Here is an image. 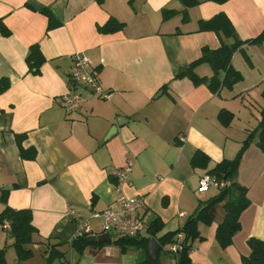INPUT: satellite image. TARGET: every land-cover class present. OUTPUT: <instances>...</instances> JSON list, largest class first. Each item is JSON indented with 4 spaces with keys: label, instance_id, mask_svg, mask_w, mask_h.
<instances>
[{
    "label": "crops",
    "instance_id": "0c3cea01",
    "mask_svg": "<svg viewBox=\"0 0 264 264\" xmlns=\"http://www.w3.org/2000/svg\"><path fill=\"white\" fill-rule=\"evenodd\" d=\"M42 7L60 24L49 28ZM165 10L175 13L164 19ZM220 12L242 40L264 30V0H200L193 7L180 0H0V78L10 82L0 92V213L6 204L32 212L33 256L24 264H49L50 253L55 261L69 254L66 264H152L148 240L146 249L126 251L116 240L88 242L82 253L72 247L77 225L68 209L90 214L113 204L119 196L113 172L129 160L133 168L123 193L143 197L148 220L164 222L147 239L177 231L220 193L198 192L200 177L236 157L264 110V44L235 52L232 65L243 78L231 88L177 77L204 46H220L216 32L199 28ZM110 20L123 26L102 30ZM33 45L45 58L39 73L26 60ZM76 52L90 59L102 88L113 95L102 99L85 90L84 108L67 113L62 96ZM195 72L214 73L209 63ZM253 136L235 178L250 200L241 229L221 247L216 233L226 199L216 203L212 222L198 224L203 238L192 242L191 264H242L248 239L264 240V151L259 133ZM92 225L100 230L99 220ZM8 229L0 223V250L14 264L19 257ZM157 264H182L181 256L162 249Z\"/></svg>",
    "mask_w": 264,
    "mask_h": 264
},
{
    "label": "trees",
    "instance_id": "16d2710c",
    "mask_svg": "<svg viewBox=\"0 0 264 264\" xmlns=\"http://www.w3.org/2000/svg\"><path fill=\"white\" fill-rule=\"evenodd\" d=\"M185 7H193L200 3V0H180ZM218 3H224L227 0H212ZM49 18L48 27L52 28L60 24V21L55 18L49 8L42 7L40 9ZM175 10H165L164 19L169 18ZM123 24L115 20H110L103 27L102 30L115 31L121 28ZM200 30H210L217 33L220 39V46L215 49H211L204 46L202 49L201 56L191 62L189 66L182 72L177 74V77H189L195 83L208 82L209 85L218 90L221 87L231 88L236 82L240 81L243 76L242 74L233 67L232 58L235 52L244 51L245 45L250 44H264V30L261 34L254 38L242 40L239 38L236 29L224 13L220 12L208 20H201L199 23ZM2 32L8 35L10 31L7 27L1 25ZM27 63L30 71L39 73L40 67L45 61L44 55L40 50L39 46L33 45L28 54ZM247 60H250L247 56ZM209 63L213 69V76L200 77L196 72L195 68L202 64ZM9 80L7 77L0 78V92L5 91L9 87ZM263 118L257 128L250 133L248 139L245 141L241 149L239 150L236 157L232 160H223L218 163L211 171V174L221 176L223 178L233 179V184L230 188L222 190L219 194L212 197L204 205H202L195 216L189 217L184 225L177 231L169 232L159 238L160 244L163 249L166 245L176 242V236L178 233H184L185 238L181 242L183 249L178 253L181 256L182 264H191L189 259V252L192 250V242L196 239H202L198 224L203 221L206 224L212 222V207L219 202L226 199L224 207L226 215L224 220L219 224L217 228L216 238L221 245L225 248L233 243V237L241 229L240 216L241 213L248 207L250 200L247 197V189L240 186L235 178L238 173L239 165L241 163L242 156L245 150L250 145L253 135L258 132V146L264 151V110L262 112ZM22 155L24 157H32L26 155L24 149L21 148ZM5 202V200L3 199ZM6 204V202H5ZM0 223L5 225L9 223V233L14 238V247L18 253L19 261L14 264H24L23 261L33 256V250L29 247L33 242V234L35 233V226L32 223V212L30 209H14L6 204L4 210L0 213ZM164 227V222L159 218L153 219L149 223L148 233L151 236H156ZM88 237H77L72 243V247L77 252L82 253L86 247L89 246ZM147 238L142 237H122L116 240L114 243L118 245L122 251L133 248H147ZM94 245L102 246V243H96ZM248 245L250 247V253L242 256V264H264V240L256 237L248 239ZM168 251V250H167ZM64 254H58V257H63ZM48 263L53 264L55 257L48 256ZM0 264H10L5 258V250H0Z\"/></svg>",
    "mask_w": 264,
    "mask_h": 264
},
{
    "label": "built area",
    "instance_id": "2783aa9c",
    "mask_svg": "<svg viewBox=\"0 0 264 264\" xmlns=\"http://www.w3.org/2000/svg\"><path fill=\"white\" fill-rule=\"evenodd\" d=\"M90 91L102 99H111L113 92L105 91L99 81L96 69L91 66L90 59L82 52L72 55V63L69 69V91L62 96V105L67 113L76 112L84 108L87 96L84 91ZM133 168V160L121 168L114 170L113 176L118 198L113 204L103 210H92L90 214H84L70 207L68 209L77 225V237H97L101 234H108L111 240H118L122 237H144L148 233L150 221L143 213L145 206L143 197L129 196L123 193V186L129 181V175ZM233 180L223 178L211 173H204L198 182L197 190L200 193L215 189L219 192L230 188ZM183 215V214H182ZM92 220L100 221V230L94 231ZM9 228V223H6ZM184 233H178L176 242L168 244L164 249L179 253L183 249L181 242L184 240Z\"/></svg>",
    "mask_w": 264,
    "mask_h": 264
},
{
    "label": "water",
    "instance_id": "95a60500",
    "mask_svg": "<svg viewBox=\"0 0 264 264\" xmlns=\"http://www.w3.org/2000/svg\"><path fill=\"white\" fill-rule=\"evenodd\" d=\"M111 238L108 234H99L97 237H91L88 239L89 243H106L110 242ZM163 249V246L159 243L157 238L152 237L148 239V259L152 264H157L159 259V253ZM70 259L69 254H67L64 258L60 260H56L54 264H66Z\"/></svg>",
    "mask_w": 264,
    "mask_h": 264
},
{
    "label": "rangeland",
    "instance_id": "374dc122",
    "mask_svg": "<svg viewBox=\"0 0 264 264\" xmlns=\"http://www.w3.org/2000/svg\"><path fill=\"white\" fill-rule=\"evenodd\" d=\"M100 228V227H99Z\"/></svg>",
    "mask_w": 264,
    "mask_h": 264
}]
</instances>
